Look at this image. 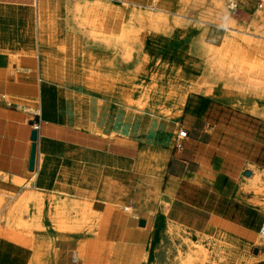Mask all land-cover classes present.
Segmentation results:
<instances>
[{
    "label": "crops",
    "instance_id": "1",
    "mask_svg": "<svg viewBox=\"0 0 264 264\" xmlns=\"http://www.w3.org/2000/svg\"><path fill=\"white\" fill-rule=\"evenodd\" d=\"M57 1L58 13L61 0ZM177 2L179 0H158L156 10L179 11ZM239 11L242 17L239 22L246 25L247 17L255 16L257 8L240 7ZM56 27L50 42L39 48L36 40L28 41L15 33L8 35L6 27L0 26V69L7 68L11 62L1 50L25 55L36 50V68L31 74L37 81L29 84H37L39 102L36 112L28 105L25 108L7 102L6 98L20 101L26 95L17 82L22 72H15L7 82H4L6 73L0 75V189L16 192L17 198L41 193L40 205L45 212L55 202H62L63 207L70 210L73 201L103 204L105 199L117 198L119 185L123 184L117 181L119 171L128 172V175L132 171L142 177L146 198L149 187L159 183L158 206L124 200L132 209L130 214L112 212L106 205L103 211L98 210L103 214L101 236L90 238L94 248L88 249L86 244V252L80 249L77 259L81 264H87L89 255L111 256V260L118 255L122 258L140 256L150 243L158 221L163 222L164 228L171 226L192 235H203L219 224L251 237L245 232L249 226L244 221L249 220L251 225L257 211L250 203L252 197L240 193L249 184L241 181L240 176L249 177L246 180L250 181L253 170L264 169V118L222 103L210 97L205 91L207 88H203L185 93L175 121L133 113L115 105L100 110L93 106V110L88 107L89 118L86 119L90 128L83 129L78 124L74 104L58 97L57 92L70 96L81 93L89 75L81 73L82 57L60 60V63L54 60L53 56L58 57L62 50L54 51ZM260 27L264 29V23ZM259 57L264 59V56ZM15 62L27 64L22 62V57L15 58ZM93 62L101 74L107 73L111 64L109 61ZM12 69L17 70L16 64ZM24 80L29 82L30 79ZM34 131L37 133L34 168L29 172ZM180 131H184L186 137L177 138ZM149 146L162 150L167 157L160 177L138 173L129 167L140 149ZM104 176L112 177L109 184ZM30 179L32 187H14L15 183ZM32 205L30 208L34 212L30 214L29 211L26 220L30 218L28 221L35 223L38 215ZM44 212L40 223L52 226V214ZM2 213L0 209V218ZM62 221L67 222V218L63 217ZM140 221H144V227H139ZM76 233L60 234L52 229L42 238L48 243L51 239H67ZM78 235V239H86ZM0 242V264H18L15 260L9 261V256L15 253L13 245L1 239ZM65 254L52 246L49 264H71L69 253ZM244 264H264V260Z\"/></svg>",
    "mask_w": 264,
    "mask_h": 264
},
{
    "label": "rangeland",
    "instance_id": "2",
    "mask_svg": "<svg viewBox=\"0 0 264 264\" xmlns=\"http://www.w3.org/2000/svg\"><path fill=\"white\" fill-rule=\"evenodd\" d=\"M31 1L32 3L34 2V0ZM120 1L122 0H105L104 2L108 4H116ZM128 1L133 3L131 0ZM193 1L194 0H179V2H177V5H179V11L176 12L174 10L170 11V13L164 12L165 14L154 12L156 16L166 18L168 23L161 26L157 35L149 36L147 46L144 50L143 44L138 38L136 40L133 39L130 42L127 41L125 43L113 44L111 46L94 43L90 38L88 39L84 35V33H86L85 30L77 31L71 29L70 26L65 25L64 21L61 19L57 20L55 27L56 25L59 26L56 27L57 41L55 45L56 49H54V51L57 52L59 49L62 50L59 51L60 53L58 54V57L53 56V58L60 63V60L63 61L69 60L73 57H82L84 59L82 62L84 66L81 69V73L87 72L89 75L88 81L99 82V85L104 82L103 74H101L97 66L93 65L91 62L94 61L97 64L102 61H109L113 64L115 69L114 76L112 75L114 77V84H111V86L113 85L118 90L126 92L134 102L153 104L156 114L165 113L168 110H172V102L170 104L169 102L172 101L173 97L178 93L185 94L187 91L201 90L207 87V85H204V77H206L204 74L206 73L201 75L193 73L187 62L188 60L185 57L186 52L190 53L191 41L193 37L200 33L199 30L206 31L204 42L214 46L216 51H220H218V54H220L218 56L221 58L223 56L222 63H225V65H229L228 62L232 59L234 53L240 48L242 50V52H240V54H242L241 57L246 61H251L256 56H264V29L260 27L261 24L264 23V0ZM146 2H148V0H146ZM219 2L221 5L218 4ZM157 3L158 0L154 4L155 9ZM230 4H233V7L229 6ZM142 5H144V3H142ZM19 7L22 6H18L13 2H7L6 0H0V26L6 27L8 35L15 33L19 36L23 35L24 37L26 34L25 38H27L29 32L33 33V41H35L37 37L35 29L21 26L20 22H22V16L23 14L26 15L27 11H23L22 8ZM240 7L257 8L255 16L247 17L248 23L246 25H241L239 22L242 18L239 11ZM33 8L34 4L32 6V9ZM172 21H179L180 24H173ZM120 26L121 23L116 22V28L113 30L118 31ZM113 30L112 28H107L96 30V32L110 33ZM162 43H169L175 48V52L172 56L170 54V48L168 51L159 53L160 44ZM240 45L242 47H240ZM150 48H152L153 51L152 49L150 50ZM1 51L2 54L6 55L9 58V61H11L7 64V68H5L7 71L10 70V72H7L5 75L6 82L10 80L15 72H22L17 82L25 86L34 85L37 89L36 83L29 84L31 83L30 81H37V78L31 74L33 70H30L25 65H20L15 62V58L18 57H22L23 60L26 56L25 53L12 52L8 49ZM128 51L129 55H126V52ZM143 51L145 54L147 53V58H145ZM51 52L53 53V51ZM13 64H16L17 66L16 71L12 69ZM175 64L177 66L173 73V80L175 83L169 84L168 82L162 81L160 78V72L163 71L166 66H174ZM246 70L247 69L244 70V74L247 73ZM98 73H100V75L97 76ZM26 77L30 79L29 82L24 80ZM206 79L211 82L215 77L209 76L206 77ZM239 90L233 91L230 88H225L223 91L227 94H232L236 100L241 98L249 102L259 98V102H261V104L264 103V95L258 94V91L256 92L250 87H243ZM6 100L7 102H15L21 107L24 106L22 105L23 102H21V100H24L28 102L27 105H33L32 110L34 112L38 109V107H36V110H34L37 102L36 100H32L30 96H22L20 101L8 98H6ZM218 101L226 103L222 100ZM113 104L114 103L110 100H104L99 105L97 98L92 97L91 103L88 107L90 110H93V106H96L97 109L100 110L101 107H109ZM226 104L236 108L228 103ZM143 113L150 115L149 111H144ZM177 118L170 121H175ZM176 134L177 129L174 131V136ZM256 175L259 176V181L256 185H251V182ZM111 178V176H104V179H108V184ZM246 178L249 177H245L244 175L240 176L241 181L249 183L242 188L240 193L252 197L250 203L257 211V216H254L251 225L249 224V220L244 221V224L249 226V229H246L245 232L251 237L232 232L225 228L224 225L219 224L213 225L212 228L203 235H192L185 233L184 231L174 230L171 226L164 228L163 222L158 221L155 224L150 243L142 250L140 256L122 258L121 255H118V257L114 256L112 260L111 256H98L97 259L99 261L96 264H183L184 262V264H244L264 260V238L260 233L261 227L264 224V169L259 172L253 170L250 181L246 180ZM113 180H116V178H113ZM117 181L127 184V186L120 184V191L117 194L118 197L105 199L103 201V208L108 206L112 209V212L122 211L130 214L132 209L124 203V200L134 201L133 203L136 204L141 201L156 206L160 204L159 183L156 186L151 185L149 187V197L146 198L143 196L142 177L139 175L134 174L132 171L129 175L128 172L119 171ZM32 185L33 180L30 179L28 182L24 180L19 181L14 184V187L21 188L25 186L29 188L32 187ZM107 187H109V185ZM145 190H147V188H145ZM16 194L17 193L13 191L6 192L0 189V209L3 210L0 218V228L2 229L0 230H5L7 228L6 218L15 215V213L10 211L22 200V196L17 198ZM16 198L17 200H15ZM82 202L88 203V201ZM59 203L60 202H55V205L46 208L45 212L43 211L44 214L49 215L50 213L52 214L55 212ZM112 204H114L115 207L112 206ZM125 208H128L129 210L126 211L124 210ZM28 212L30 214L33 213V208H29L26 212L16 215L17 217H15L13 221V223L15 221L16 223H19V221L22 223L24 221V224L31 227V231L21 234V236H24L23 238H25L24 245H22L21 239L14 241L5 235V238H2L5 242L15 244L13 247L16 251L13 250L15 253L9 256L10 262L11 260H15L18 264H49V253L53 246L61 252H66V254L69 253L71 259L69 262L71 264H81V261L77 259L80 249L84 250L86 244L88 249L94 248V242H92L90 238H95L97 236L98 225L93 214H67V224L78 225L81 228V231L76 234H71L67 239H51L50 242L52 246L49 245L50 247H44L46 244L45 239L42 237L47 235L49 230L54 229L53 224L51 226L49 224L31 223L28 221L30 218H27L28 220H26ZM111 215L106 221V226L108 225V220H110ZM101 220L102 218L99 220L100 224ZM35 224L41 225V228L38 229L39 231L41 230L40 232L37 230ZM30 227L28 229H30ZM78 234L86 236V239H78V236H80ZM28 238L30 240L32 239L30 243L28 242L29 240H27ZM34 238H36V240ZM96 238L99 239L100 235ZM33 243H37L38 245H33ZM36 250L39 252L36 254L39 258L36 257L35 260L34 255L37 253ZM43 250L45 251L43 252ZM180 260L182 261L181 263Z\"/></svg>",
    "mask_w": 264,
    "mask_h": 264
},
{
    "label": "bare ground",
    "instance_id": "3",
    "mask_svg": "<svg viewBox=\"0 0 264 264\" xmlns=\"http://www.w3.org/2000/svg\"><path fill=\"white\" fill-rule=\"evenodd\" d=\"M6 1L16 3L18 6H22L19 8H22L23 11H27L26 15L22 13V22L20 23L22 27H30L31 29H35V32L37 33L36 41L39 48L42 45L50 42L52 35L55 31L56 21L58 19L64 21V24L70 26L71 29H75L77 31L85 30L86 33H84V35L88 39L90 38L91 41H93L94 43L102 44L105 46H111L113 44L116 45L119 43H125L127 41L130 42L133 39L136 40L138 38L143 44V50L147 46L149 36L157 35L160 31L161 26H164L168 23V20L166 18L158 17L154 14V12L164 13L154 8V4L157 0H148V2H146V0H131L133 3H130L128 0H122L120 2H117L116 4L105 3V0H61V10L58 13L56 12V6L58 2L57 0H34L33 3L31 0ZM195 1L196 0H194L193 2ZM142 3H144V5H142ZM33 4L34 8L32 9ZM218 4L221 5L220 2ZM229 6L233 7V4H230ZM116 22L121 23V26L119 27L118 31L113 30L114 28H116ZM172 23L180 24L179 21H172ZM107 28H112L113 31H111L110 33L96 32V30H103ZM199 31L200 33L197 36L193 37L191 41L190 53L186 52L185 57L187 58V62L190 65L193 73H196L197 75L206 73L204 74L206 77H215V79L211 82L208 81L206 77H204V85H207L206 93L214 99L222 100L240 110H244L264 118V103L261 104V102H259V98L255 97L256 99L249 102L241 98L236 100L235 97L232 96V94H227L223 91L225 88H230L234 91L242 89L243 87H250L256 92L258 91V94L264 95V59L260 58L259 56H256L255 58H253V60L246 61L243 57H241L242 54H240V52H242V50L240 48L234 53L232 59L228 62L229 65H225V63H222L223 56L222 58L218 56L220 55L218 54L220 51H216V48L214 46L204 42L206 31ZM27 40H33V33L29 32L27 34ZM169 48L171 49V53H169L172 56V54H174L175 52V48L169 43L160 44L159 53L163 51H168ZM151 49L152 48H150V50ZM35 52L36 50L28 51V55H26L22 60V62L24 61L25 63H27L23 65L28 67L30 70H35L36 68ZM143 54L145 58H147V53L145 54V52L143 51ZM126 55H129V51L126 52ZM176 68V64L174 66H166L164 70L161 67V69L163 70L160 72L161 80L168 82L169 84L175 83L173 80V73ZM245 69H247V73L244 74ZM114 71V66L111 63L107 73L103 74L104 82L101 83V85H99V82L88 81L87 83H84L83 90L79 94L70 96L63 94L61 91L57 92L58 97L64 100L71 101L74 104V107L78 112V124H80L81 128L88 130L90 128V125L88 124L86 119L88 117V105L91 103L92 97L97 98L99 105L104 100H110L118 107H122L130 112L140 114L144 111H149L151 116L161 118L167 121L178 117L180 109L184 103L186 94L178 93L173 97V100L169 102V104L172 102V110H168L162 114H156V110L153 104L134 102L131 99L130 95H127L126 92L118 90L113 85L111 86V84H114ZM7 72H10V70L7 71L5 70V68L0 69V75ZM98 75L100 74L98 73L97 76ZM4 82H6V80H4ZM20 85L26 92V95L24 96H30L32 100H36L37 104L34 107V110H36V107H38L39 103L37 101L38 91L36 87L34 85ZM21 102H23L22 105H24L25 107L28 104V102L24 100H21ZM32 106L28 105L29 109H32ZM137 156L138 157L132 163L129 164V167H132L138 173L160 177L162 168L167 160V157L164 155L162 150L153 147L150 148V146L142 147ZM258 181L259 176H254L251 185H256ZM42 197L43 195L38 192L26 197L22 196V200L20 201V203L13 208L14 210L12 209L10 211L12 213H15V215L6 218L7 228L5 230H0L1 240L2 238H5V235L6 237L13 239L14 241L21 239L22 245H24L25 238H23L24 236L22 237L21 234L28 233V231H31V227L29 225L27 226L26 224H24V221L22 223H20V221L19 223H16V221L13 223L14 218L17 217L16 215H20V213L26 212L27 209L30 208V205L33 204L36 214L38 215V218L36 217L38 221L36 222L40 223L43 220L44 211V208L40 205L42 203ZM100 209L103 210V204L73 201V206L69 210L68 208L63 207L62 202H60L57 208L55 209V212L52 213L51 217L54 232L66 234L81 231V228L78 225H68L67 222L61 220L63 219V217H66V215L70 212L71 214L77 213L80 215H85L84 213H87L90 215L93 214L95 216V220H97L98 225L97 236H99L101 234V224L99 220L103 216L102 211L98 212V210ZM124 210L128 211L129 209L127 208ZM29 227L30 229H28ZM36 228L38 230L39 228H41V225H36ZM260 233L262 236L263 233ZM34 239L36 240V238ZM27 240H29L28 242L30 243L32 239L30 240L28 238ZM9 244L15 245L13 243ZM36 244L33 243V245ZM45 244L46 245H44V247L49 245L51 246V242H45ZM44 251L45 250H43V252ZM38 253L39 252L37 251L35 255L33 254L35 256V260L36 257H38L36 255ZM97 258L98 255H89L86 259L87 264H96L99 261ZM181 262L182 261L180 260V263Z\"/></svg>",
    "mask_w": 264,
    "mask_h": 264
},
{
    "label": "water",
    "instance_id": "4",
    "mask_svg": "<svg viewBox=\"0 0 264 264\" xmlns=\"http://www.w3.org/2000/svg\"><path fill=\"white\" fill-rule=\"evenodd\" d=\"M36 138H37V133L34 131L31 134V142H32V147H31V153H30V160H29V167L28 170L29 172H33L34 168V159H35V148H36ZM139 227H144V221L139 222Z\"/></svg>",
    "mask_w": 264,
    "mask_h": 264
},
{
    "label": "built area",
    "instance_id": "5",
    "mask_svg": "<svg viewBox=\"0 0 264 264\" xmlns=\"http://www.w3.org/2000/svg\"><path fill=\"white\" fill-rule=\"evenodd\" d=\"M111 1H115V0H111ZM184 137H186V133L184 131L178 132L177 138L182 139ZM260 232L263 233L262 237L264 238V224L262 225Z\"/></svg>",
    "mask_w": 264,
    "mask_h": 264
}]
</instances>
